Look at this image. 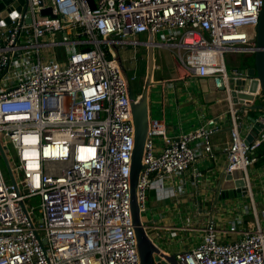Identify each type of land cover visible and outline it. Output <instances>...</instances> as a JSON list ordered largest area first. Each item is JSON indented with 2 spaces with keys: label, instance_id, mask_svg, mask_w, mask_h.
I'll use <instances>...</instances> for the list:
<instances>
[{
  "label": "built area",
  "instance_id": "obj_1",
  "mask_svg": "<svg viewBox=\"0 0 264 264\" xmlns=\"http://www.w3.org/2000/svg\"><path fill=\"white\" fill-rule=\"evenodd\" d=\"M19 1L0 0V145L14 178L12 184L0 155V264H140L130 214L128 90L136 80L110 49L134 46L136 35L161 34L155 46L174 54L183 79L212 80L216 93L224 88L230 120L224 172H240L249 195L247 170L264 141V111L255 119L262 136L246 144L240 127L247 101L232 103L229 82L239 74L229 76L225 56L257 51L264 0H91L93 9L88 0ZM48 8L56 18L41 16ZM59 46L69 48L60 62L56 53L43 54ZM143 88L133 94L137 102ZM150 115L136 190L140 216L148 191H162L160 200L173 195L165 184L196 162L192 143L212 153L216 132L209 119L174 141L164 119ZM34 197L39 205L29 208ZM252 213L249 230L206 221L200 242L172 255L174 261L264 264V226L253 204Z\"/></svg>",
  "mask_w": 264,
  "mask_h": 264
},
{
  "label": "crops",
  "instance_id": "obj_2",
  "mask_svg": "<svg viewBox=\"0 0 264 264\" xmlns=\"http://www.w3.org/2000/svg\"><path fill=\"white\" fill-rule=\"evenodd\" d=\"M157 36L158 34L153 36L154 43L161 44L157 42ZM132 41L134 46L109 48L122 60V66L129 70V75H137L146 65L149 36L136 35L132 37ZM187 79L179 75L174 54L165 48L154 46L152 82L160 87L161 115L167 128V137L176 141L180 135L197 129L209 119L213 120L216 129L211 138V154L203 152L200 142L190 145L196 155V162L174 182L165 184L172 187L173 195H165V200H160L162 191H158L156 196L153 191L146 194V203L150 202L152 205L151 213L156 212L152 221L145 222L147 232L160 252L167 256L194 248L200 242L202 229L208 220H212L221 230H226L232 223L237 225L239 231L253 228L255 217L252 204L259 225L264 226V148L256 149L253 154L256 162L247 170L249 195L237 200H220L217 190L225 173L224 150L229 142L230 120L227 106L221 105V101L203 104L201 98L198 100L185 89ZM195 81L198 86L197 80ZM260 113L247 110L242 118L240 135L244 139L253 129L249 118L255 120ZM261 133L262 130L258 140ZM157 148H162L161 142H158Z\"/></svg>",
  "mask_w": 264,
  "mask_h": 264
},
{
  "label": "water",
  "instance_id": "obj_3",
  "mask_svg": "<svg viewBox=\"0 0 264 264\" xmlns=\"http://www.w3.org/2000/svg\"><path fill=\"white\" fill-rule=\"evenodd\" d=\"M10 0H4V3H8ZM90 7L93 9V3L88 0ZM19 4H23V0L19 1ZM3 5H0V10ZM20 8H18L19 10ZM41 16H49L56 18L52 15L50 8L42 10ZM29 22V21H28ZM9 24V20L6 21ZM149 36V46L146 52V69H145V80L143 88V96L139 102L134 99L131 88L128 90V97L131 103L133 125H134V149L132 152L131 168H130V214L131 224L135 233L137 248L139 253L140 264H155L160 259H163L162 264H176L172 256L164 255L153 243L149 232L146 231V227L142 222L140 211L136 198V190L138 184L139 174L142 170V158L144 143L147 137L148 130V115L149 110V97L151 90L157 88L152 82L153 70H154V40L153 35ZM255 43L257 51L253 54V66L248 69L237 70L239 76L235 79L230 78L229 87L231 89L230 98L235 106H238L237 101L243 99L247 101L246 110L248 111H264V101L259 106H252L254 103L253 95L260 91L264 99V3L262 10L259 15V21L256 28ZM115 60L122 65V60L117 56ZM123 71L124 67L122 68ZM248 79H255L249 81ZM198 88L200 91V97L203 100V104H212L214 101H221L226 103L227 99L224 95V88L218 89L219 93L214 90V83L212 80L199 79L197 80ZM249 121L253 125L252 131L246 136L245 143L250 144L258 138L262 130V126L257 124L254 119L249 118ZM0 155L4 161L7 173L14 184V178L10 169L8 160L4 154V150L0 145ZM220 200H237L248 196V191L245 188L244 182L241 180L240 172H233L231 174L224 173L222 181L218 184V190ZM36 235V234H35ZM38 238V236H36ZM45 243V242H43Z\"/></svg>",
  "mask_w": 264,
  "mask_h": 264
},
{
  "label": "rangeland",
  "instance_id": "obj_4",
  "mask_svg": "<svg viewBox=\"0 0 264 264\" xmlns=\"http://www.w3.org/2000/svg\"><path fill=\"white\" fill-rule=\"evenodd\" d=\"M49 39H50V37H49ZM61 39H62V36L60 33L54 34V41L61 42ZM163 41H164L163 37L161 38V36L158 34L157 42L163 43ZM68 50H69V48L66 46H59L56 48H52L50 50H44L43 54L49 55L52 53H56L57 61L60 62L61 60L64 59L65 53H67ZM225 63H226V68H227V72H228L229 76H232V70H242V69L251 68L253 66V55L228 53L225 56ZM145 69H146V66H144L143 70L141 71V75L143 77V79L141 80V84H144ZM139 85L140 84L136 81L131 82L130 88H131L133 94L136 93V88ZM185 89L188 90L189 92H191L197 98H199L198 100H200V98H201L200 97V91H199L198 86L196 85L195 80L187 79ZM263 101H264L263 96L260 95L255 99L254 104H255V106H259V105H261L260 103H262ZM223 104L226 105L225 103L222 102L221 105H223ZM161 108L162 107H161L160 87L153 88L151 90V94L149 97V110L151 112L150 118L151 119H162ZM168 123H169V121H168ZM8 152H9L10 156L12 157L13 152H12L11 148H8ZM38 205H39L38 197L31 198L29 201H27V206L29 208H36ZM145 206H146L145 211L141 213V218L145 220L144 222H150V221H152L156 212L151 213L152 212L151 211L152 205L150 202H147L145 204Z\"/></svg>",
  "mask_w": 264,
  "mask_h": 264
},
{
  "label": "flooded vegetation",
  "instance_id": "obj_5",
  "mask_svg": "<svg viewBox=\"0 0 264 264\" xmlns=\"http://www.w3.org/2000/svg\"><path fill=\"white\" fill-rule=\"evenodd\" d=\"M125 72H126L127 75H129V74H128V71H127L126 68H125ZM134 79L136 80V82H138V83L141 84V80L143 79V77H142V75H141V73H140V74L135 75V76H134ZM130 84H131V83H130ZM142 86L144 87V84H142Z\"/></svg>",
  "mask_w": 264,
  "mask_h": 264
},
{
  "label": "trees",
  "instance_id": "obj_6",
  "mask_svg": "<svg viewBox=\"0 0 264 264\" xmlns=\"http://www.w3.org/2000/svg\"><path fill=\"white\" fill-rule=\"evenodd\" d=\"M89 49H90V47L83 48V50H85V51H88ZM259 147L264 148V141L260 144Z\"/></svg>",
  "mask_w": 264,
  "mask_h": 264
}]
</instances>
